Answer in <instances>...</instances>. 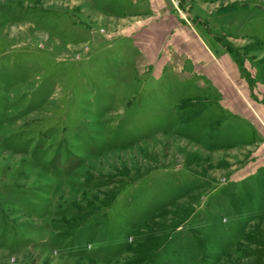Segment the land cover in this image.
I'll list each match as a JSON object with an SVG mask.
<instances>
[{"label":"rangeland","instance_id":"obj_1","mask_svg":"<svg viewBox=\"0 0 264 264\" xmlns=\"http://www.w3.org/2000/svg\"><path fill=\"white\" fill-rule=\"evenodd\" d=\"M0 264H264V0H0Z\"/></svg>","mask_w":264,"mask_h":264},{"label":"trees","instance_id":"obj_2","mask_svg":"<svg viewBox=\"0 0 264 264\" xmlns=\"http://www.w3.org/2000/svg\"><path fill=\"white\" fill-rule=\"evenodd\" d=\"M160 210V209H159Z\"/></svg>","mask_w":264,"mask_h":264}]
</instances>
